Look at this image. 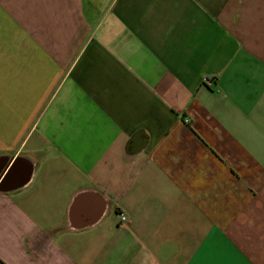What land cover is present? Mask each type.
<instances>
[{"label": "crops", "instance_id": "obj_1", "mask_svg": "<svg viewBox=\"0 0 264 264\" xmlns=\"http://www.w3.org/2000/svg\"><path fill=\"white\" fill-rule=\"evenodd\" d=\"M0 264H264V0H0Z\"/></svg>", "mask_w": 264, "mask_h": 264}, {"label": "built area", "instance_id": "obj_2", "mask_svg": "<svg viewBox=\"0 0 264 264\" xmlns=\"http://www.w3.org/2000/svg\"><path fill=\"white\" fill-rule=\"evenodd\" d=\"M120 218H121V221H123V222H125V223H127L128 222V218H127V216H126V214H121L120 215Z\"/></svg>", "mask_w": 264, "mask_h": 264}]
</instances>
